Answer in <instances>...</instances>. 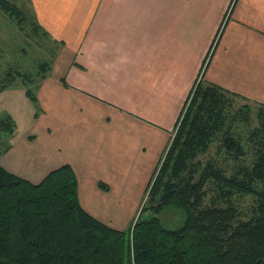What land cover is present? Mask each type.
Here are the masks:
<instances>
[{
    "label": "crops",
    "instance_id": "0c3cea01",
    "mask_svg": "<svg viewBox=\"0 0 264 264\" xmlns=\"http://www.w3.org/2000/svg\"><path fill=\"white\" fill-rule=\"evenodd\" d=\"M30 2L57 57L35 103L22 86L35 112L24 136L10 117L0 164L34 178L68 165L90 215L104 190L145 192L204 64L201 82L264 105V0Z\"/></svg>",
    "mask_w": 264,
    "mask_h": 264
},
{
    "label": "trees",
    "instance_id": "16d2710c",
    "mask_svg": "<svg viewBox=\"0 0 264 264\" xmlns=\"http://www.w3.org/2000/svg\"><path fill=\"white\" fill-rule=\"evenodd\" d=\"M0 10L23 22L7 1L0 0ZM40 67L35 80L8 72L12 80L0 91L19 75L35 103L33 84L45 78V67L50 70L45 62ZM191 92L141 209L140 216L149 211L151 217L139 216L127 233L80 206L68 165L34 184L0 164V264H264V105L234 109L235 99L249 101L201 81ZM13 126L10 117L0 120V157ZM215 142L237 163L229 175L214 160L195 162ZM247 197L250 203L241 209ZM169 209L182 216L170 229L159 219Z\"/></svg>",
    "mask_w": 264,
    "mask_h": 264
},
{
    "label": "rangeland",
    "instance_id": "374dc122",
    "mask_svg": "<svg viewBox=\"0 0 264 264\" xmlns=\"http://www.w3.org/2000/svg\"><path fill=\"white\" fill-rule=\"evenodd\" d=\"M5 1L22 12L23 22L18 25L14 20L9 18L0 10V86L6 84L9 79L12 80V78L6 79L8 77L6 74L8 72H15V74H17L16 70L20 71L21 73L30 74L33 80H35L39 73V69H42L41 67L38 68L39 63H48L50 69H52V63L57 57L55 51V42L51 40L36 23V18L34 13L32 12V4L30 0ZM204 65L202 67V70L199 72L200 74L199 78L197 79V83L201 81V74L205 68ZM47 71L49 70H46L45 67V71L43 72ZM13 82V88L10 89V91L8 90V92L0 95V120L11 117L15 124V132L17 136H24L30 128L32 116L35 112V109L34 105H32L24 96V89L22 87L23 81L21 80V77L19 75H15V79ZM34 88L35 87H33L32 89L33 92ZM189 101L190 99L187 98L183 109H186ZM244 105H247L254 109V105L252 102H246L241 99L234 100V109H238ZM182 115L183 113L179 117V122L182 118ZM178 123L176 124V126L178 125ZM176 126L173 131V135L171 136L170 142L168 146H166L165 151L163 152V155L158 163L157 169L152 175L145 192L142 189H128L125 184L118 190H104L105 193L102 198H100V196H96V198L92 197L93 199L91 200V202H94V200H96L98 203V205H90L91 210L96 215L94 216L91 214L93 217H95L103 224H107L110 228L124 233L128 232L134 221H137L140 216L141 209L145 204L149 192L148 190L151 187L153 180H155L157 176V173L161 166L160 163L163 161L165 152L168 150L167 148H169L172 143ZM235 134H238V132L236 131ZM209 160H214L216 164L220 166V168L226 171L227 175H229L233 170L236 169L237 163L230 159L227 154L221 152L219 142L213 143L209 149V152L204 156L198 157L195 162H200L202 165H204ZM237 162H239V160H237ZM27 174L28 172H23L22 174H20L21 176L18 177L34 184L39 183L47 175H38L34 178L33 176H29ZM129 177L130 176H125V178ZM79 191V187L77 186L78 200ZM113 195L117 199V201H115V204L110 201ZM106 198L107 202H102L103 199L105 200ZM209 200L210 194L204 201L205 205H210ZM80 201H85V195L83 191L81 192V200H79V204L84 209ZM249 203L250 200L248 197L242 199L241 209H245V207L249 205ZM146 205L148 206L149 202H147ZM88 208L89 207H87L86 209ZM140 217L141 219H148L149 217H151V214H149V211H144ZM102 219H106V221L103 222ZM159 219L162 225L165 228L169 229L179 226L182 222V216L177 213L175 209L163 211L159 215Z\"/></svg>",
    "mask_w": 264,
    "mask_h": 264
}]
</instances>
